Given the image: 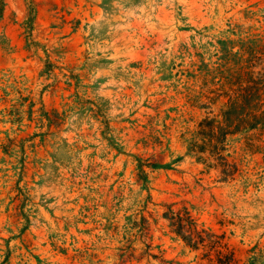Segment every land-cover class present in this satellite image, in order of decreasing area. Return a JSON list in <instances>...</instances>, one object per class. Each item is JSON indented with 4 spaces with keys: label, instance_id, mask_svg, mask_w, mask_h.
Masks as SVG:
<instances>
[{
    "label": "rangeland",
    "instance_id": "1",
    "mask_svg": "<svg viewBox=\"0 0 264 264\" xmlns=\"http://www.w3.org/2000/svg\"><path fill=\"white\" fill-rule=\"evenodd\" d=\"M0 264H264V0H0Z\"/></svg>",
    "mask_w": 264,
    "mask_h": 264
},
{
    "label": "trees",
    "instance_id": "2",
    "mask_svg": "<svg viewBox=\"0 0 264 264\" xmlns=\"http://www.w3.org/2000/svg\"><path fill=\"white\" fill-rule=\"evenodd\" d=\"M237 104L232 103L230 108L226 111V114L231 112L234 109H237ZM257 125L252 124L248 125L247 128H255ZM240 125L229 124L226 121L218 122L215 119H204L200 123V130L197 135L201 138V144L194 143L192 147L195 149L197 148L200 152H204L201 150H210L211 156L215 157L217 161H221V165L223 167V173L227 176V172H229V168L231 165L226 161L225 157L223 156L224 151V143L227 136L232 133L231 130L239 129ZM199 144V145H197ZM191 151H194L191 149Z\"/></svg>",
    "mask_w": 264,
    "mask_h": 264
}]
</instances>
